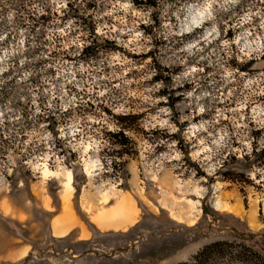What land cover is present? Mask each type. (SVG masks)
Returning <instances> with one entry per match:
<instances>
[{"label": "rangeland", "instance_id": "1", "mask_svg": "<svg viewBox=\"0 0 264 264\" xmlns=\"http://www.w3.org/2000/svg\"><path fill=\"white\" fill-rule=\"evenodd\" d=\"M67 171L71 206L125 198L134 222L53 236ZM216 241L208 264H264V0H0V264H178Z\"/></svg>", "mask_w": 264, "mask_h": 264}, {"label": "crops", "instance_id": "2", "mask_svg": "<svg viewBox=\"0 0 264 264\" xmlns=\"http://www.w3.org/2000/svg\"><path fill=\"white\" fill-rule=\"evenodd\" d=\"M75 189V188H74ZM74 189L72 191V194H74ZM63 197H61L60 205L57 210L54 211L53 208L48 209V211H54V214H52V217L50 219V226L52 229L53 236L55 237H67L70 235H76L78 238L82 240H91L96 232H108L113 231L115 228L109 227L102 228L100 224L97 221V218L101 215L100 212H103L102 214L109 213L113 208L116 207L118 204L113 203L109 204L107 207H103L101 210L95 209L98 205L96 204V199L93 195H85L81 194V198L78 202V207L75 208V203H73V208L71 206V199L73 201L72 195L67 199L66 193H64ZM69 200V201H68ZM65 201V203H64ZM133 206V205H132ZM134 208V207H133ZM135 210V209H134ZM100 214V215H99ZM131 224L125 225L124 227H120L116 229V231L125 229L129 227ZM11 245V242L7 245V247ZM6 247V248H7ZM27 251L28 249L23 250ZM19 253L15 257H19ZM27 255V254H26ZM25 257V256H24ZM23 258V257H19Z\"/></svg>", "mask_w": 264, "mask_h": 264}, {"label": "bare ground", "instance_id": "3", "mask_svg": "<svg viewBox=\"0 0 264 264\" xmlns=\"http://www.w3.org/2000/svg\"><path fill=\"white\" fill-rule=\"evenodd\" d=\"M65 179H66L65 187L68 191L66 192V195L69 197L71 195V191L74 189L73 175L71 171H67ZM216 205L217 207L222 206L220 202H218ZM134 212L135 210L132 206V203L124 198L120 200L118 204L116 205V207L113 208L109 213L101 214L97 218V221L102 228L107 229L109 227L110 229V227H113L116 230L120 227H124L125 225L132 224L135 220V218L133 217ZM26 254H27V251H24L22 254L19 255V257H24L26 256Z\"/></svg>", "mask_w": 264, "mask_h": 264}, {"label": "trees", "instance_id": "4", "mask_svg": "<svg viewBox=\"0 0 264 264\" xmlns=\"http://www.w3.org/2000/svg\"><path fill=\"white\" fill-rule=\"evenodd\" d=\"M225 242L216 241L203 247L196 255L187 261L178 264H208L212 257H218L223 254Z\"/></svg>", "mask_w": 264, "mask_h": 264}, {"label": "built area", "instance_id": "5", "mask_svg": "<svg viewBox=\"0 0 264 264\" xmlns=\"http://www.w3.org/2000/svg\"><path fill=\"white\" fill-rule=\"evenodd\" d=\"M111 164H113V163L111 162ZM113 167H114L113 168L114 173H113L111 182H112L114 187L121 188L125 184L124 170L121 167V164L118 162H115L113 164ZM109 184H111V183H109Z\"/></svg>", "mask_w": 264, "mask_h": 264}]
</instances>
